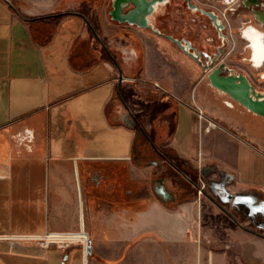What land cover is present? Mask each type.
Here are the masks:
<instances>
[{"label":"crops","instance_id":"crops-1","mask_svg":"<svg viewBox=\"0 0 264 264\" xmlns=\"http://www.w3.org/2000/svg\"><path fill=\"white\" fill-rule=\"evenodd\" d=\"M164 51L108 0H0V264H82L15 238L82 229L89 264H264V117Z\"/></svg>","mask_w":264,"mask_h":264},{"label":"flooded vegetation","instance_id":"flooded-vegetation-1","mask_svg":"<svg viewBox=\"0 0 264 264\" xmlns=\"http://www.w3.org/2000/svg\"><path fill=\"white\" fill-rule=\"evenodd\" d=\"M149 22L152 27L147 29L153 35L172 43L203 70L245 74L236 70L264 67V0H161ZM167 60L173 65L185 63ZM203 79L210 80L206 70L196 80Z\"/></svg>","mask_w":264,"mask_h":264},{"label":"water","instance_id":"water-1","mask_svg":"<svg viewBox=\"0 0 264 264\" xmlns=\"http://www.w3.org/2000/svg\"><path fill=\"white\" fill-rule=\"evenodd\" d=\"M161 0H112L110 15L113 20L120 23H129L142 28L152 27L150 17ZM188 53V52H187ZM190 54V53H188ZM194 55V54H190ZM208 71L210 69L204 68ZM229 72V75L222 74ZM210 82L216 88L225 91L235 101L252 112L264 117V92L259 91L247 75L234 73L233 70L222 68L211 69L209 72ZM159 192L167 196L163 187ZM262 236L264 234L258 233ZM92 252V245H87V255Z\"/></svg>","mask_w":264,"mask_h":264},{"label":"rangeland","instance_id":"rangeland-1","mask_svg":"<svg viewBox=\"0 0 264 264\" xmlns=\"http://www.w3.org/2000/svg\"><path fill=\"white\" fill-rule=\"evenodd\" d=\"M13 2H15L16 0H12ZM112 9V5H111V0H108V11H110ZM162 24V21L160 22V25ZM153 38H154V42L155 43H159L160 46H163L164 47V52L166 54V59L170 58L175 61V62H181V61H184L187 64H190L193 61L192 59L184 52H182L179 48L175 47L172 43H169L167 40H165L163 37L161 36H157V35H153ZM180 56V57H179ZM197 68H199V70L193 74H190V72H186V76H187V79L189 80H195L197 82V78L198 76H200V74H203V69L200 68L197 64H194ZM171 66H175V65H171ZM236 71H239V72H243L245 74L248 75V77L250 78V80L252 81V83L255 85V87L259 90V91H263L264 92V77L261 75L264 74V67L262 68V70H259V69H256V67H249V68H245V69H237ZM205 82L207 81L206 79H203ZM215 88V87H214ZM217 89V88H215ZM129 89H124V92H129L128 91ZM220 93H223V94H227L225 92H222L221 90L217 89ZM191 92L190 91H187V95L191 96L190 94ZM212 93V92H211ZM208 94L209 97H215V93H212V94ZM228 95V94H227ZM238 104H240L238 102ZM241 106V105H239ZM208 118V117H207ZM212 123V122H211ZM188 176L190 177L191 180H195L199 183V186H198V189H196V194L197 195H203V199H204V204H203V217H204V223L205 225H208L210 226V214L211 212L213 211L214 212V207L213 205L211 204V201L209 199V197L201 192L202 191H211V186L208 184L207 181H201L200 180V177L199 175H194L192 173H188ZM263 192V191H262ZM264 193V192H263ZM259 232H261L262 234H264V229L262 230H258ZM27 241H30V240H27ZM90 243V242H88ZM87 243V245H88ZM87 245H83L82 243H71L69 245H65V246H59L57 244H53L49 247H43L41 246L42 248L44 249H59V250H63L66 255L70 254L71 252H74L76 249H79L80 252H81V255H82V264H85V260L87 258V264L88 261H89V257L92 255V252L87 255ZM176 250H174V248L172 247L171 248V263L172 264H178V256H179V250L177 248H175ZM183 255H185L187 258L186 260L182 261V264H197V261L195 260V256H194V249L193 247L190 248L188 246V248H186L185 250H183ZM163 250L161 247H156V250H155V261H154V264H163V260H162V256H163ZM67 262V260H65Z\"/></svg>","mask_w":264,"mask_h":264},{"label":"built area","instance_id":"built-area-1","mask_svg":"<svg viewBox=\"0 0 264 264\" xmlns=\"http://www.w3.org/2000/svg\"><path fill=\"white\" fill-rule=\"evenodd\" d=\"M199 115L201 118L208 120L205 112L202 109H199ZM209 121V120H208ZM209 124L212 125L211 121ZM264 192V188H262ZM202 192V190H201ZM76 233L84 234L85 238L82 237H73L71 234L75 233H60V232H48L43 235H26V236H17L15 238L20 240H30L37 242L40 246L49 247L53 244H57L59 246L69 245L71 243H82L83 245H87L89 241V234L84 230H80ZM61 237V238H59ZM65 237V238H63Z\"/></svg>","mask_w":264,"mask_h":264},{"label":"bare ground","instance_id":"bare-ground-1","mask_svg":"<svg viewBox=\"0 0 264 264\" xmlns=\"http://www.w3.org/2000/svg\"><path fill=\"white\" fill-rule=\"evenodd\" d=\"M247 29H245L243 32L245 33V31H246ZM261 58H264V51H263V53H262V57ZM253 60H254V57H253ZM255 62H257L256 60H254ZM264 61V60H263ZM262 61V62H263ZM258 65V64H257ZM211 71V69L209 70V72ZM209 72H207V74H209ZM249 78V77H248ZM250 79V78H249ZM209 82H210V80H209ZM252 82V81H251ZM211 83V82H210ZM212 85V84H211ZM213 86V85H212ZM213 87H215V86H213ZM216 88V87H215ZM217 89H219V88H217ZM219 90H221V89H219ZM223 91V90H222ZM225 92V91H224ZM226 93V92H225ZM231 97V96H230ZM232 98V97H231ZM233 99V98H232ZM243 106V105H242ZM251 111V110H250Z\"/></svg>","mask_w":264,"mask_h":264}]
</instances>
